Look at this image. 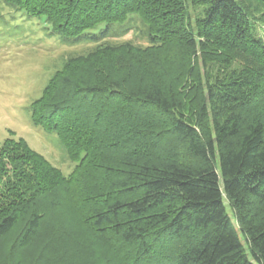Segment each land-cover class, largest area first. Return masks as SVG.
Returning <instances> with one entry per match:
<instances>
[{
    "label": "trees",
    "instance_id": "16d2710c",
    "mask_svg": "<svg viewBox=\"0 0 264 264\" xmlns=\"http://www.w3.org/2000/svg\"><path fill=\"white\" fill-rule=\"evenodd\" d=\"M2 2L94 47L64 60L30 106L71 173L20 138L0 145V240L71 238L89 257L83 232L109 258L97 264H264V0ZM133 29L146 46L107 42ZM109 66L118 78H96ZM60 208L70 228L43 234Z\"/></svg>",
    "mask_w": 264,
    "mask_h": 264
},
{
    "label": "rangeland",
    "instance_id": "374dc122",
    "mask_svg": "<svg viewBox=\"0 0 264 264\" xmlns=\"http://www.w3.org/2000/svg\"><path fill=\"white\" fill-rule=\"evenodd\" d=\"M137 25L140 27L139 23ZM119 26L111 25V29L116 30ZM103 28L105 25L100 26L98 30ZM98 30L94 32L97 33ZM122 41H130L140 46L147 45L146 40L137 33V29L122 37L107 39L109 43ZM93 47L94 44L85 38L72 40L53 35L43 17H30L24 11H15L0 0V145L9 137L20 138L61 173H71L75 163L67 158L56 134L33 126L30 106L41 96L45 84L62 66L64 60L76 55H86ZM108 57L111 58L109 53L94 58L86 57L87 59H83L86 62L70 66L69 72L82 74L89 70L91 61H104L103 66H106L109 64L105 61ZM107 75L116 78L120 76L118 69L114 70L109 66L96 78L102 79ZM60 211L61 208L56 210L54 215L47 214L43 234L52 235L54 230L51 228L54 225H62L64 230L70 228L69 221L66 223V220H63L64 213ZM15 232L16 230L0 240V264H97L109 260L104 257L106 254L100 244L83 232L78 234V240L89 241L92 248V256L89 257L73 250L74 243L71 238L63 240L64 247L61 249L50 248L51 238L48 241L40 239L24 249L14 247ZM62 258L66 259V263L60 260Z\"/></svg>",
    "mask_w": 264,
    "mask_h": 264
}]
</instances>
